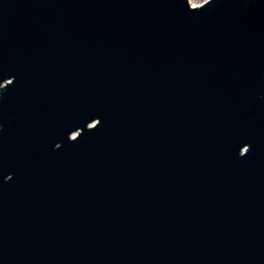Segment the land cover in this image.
<instances>
[{
	"label": "water",
	"instance_id": "obj_1",
	"mask_svg": "<svg viewBox=\"0 0 264 264\" xmlns=\"http://www.w3.org/2000/svg\"><path fill=\"white\" fill-rule=\"evenodd\" d=\"M0 264H264V0H0Z\"/></svg>",
	"mask_w": 264,
	"mask_h": 264
},
{
	"label": "rangeland",
	"instance_id": "obj_2",
	"mask_svg": "<svg viewBox=\"0 0 264 264\" xmlns=\"http://www.w3.org/2000/svg\"><path fill=\"white\" fill-rule=\"evenodd\" d=\"M191 1H192L193 5H195L197 7V6H201L202 4L207 2L208 0H191Z\"/></svg>",
	"mask_w": 264,
	"mask_h": 264
},
{
	"label": "bare ground",
	"instance_id": "obj_3",
	"mask_svg": "<svg viewBox=\"0 0 264 264\" xmlns=\"http://www.w3.org/2000/svg\"><path fill=\"white\" fill-rule=\"evenodd\" d=\"M189 3H190V5H191V6H195V5H193V3H192V1H191V0H189Z\"/></svg>",
	"mask_w": 264,
	"mask_h": 264
}]
</instances>
